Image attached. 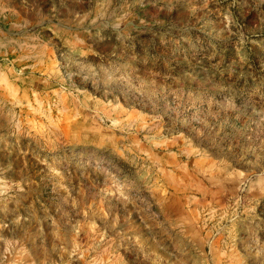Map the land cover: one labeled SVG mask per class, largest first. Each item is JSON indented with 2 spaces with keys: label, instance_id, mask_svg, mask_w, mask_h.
<instances>
[{
  "label": "rangeland",
  "instance_id": "1",
  "mask_svg": "<svg viewBox=\"0 0 264 264\" xmlns=\"http://www.w3.org/2000/svg\"><path fill=\"white\" fill-rule=\"evenodd\" d=\"M0 264H264V0H0Z\"/></svg>",
  "mask_w": 264,
  "mask_h": 264
}]
</instances>
